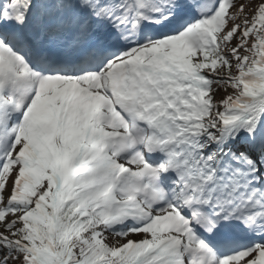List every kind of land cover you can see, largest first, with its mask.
I'll return each instance as SVG.
<instances>
[{
    "label": "snow or ice",
    "instance_id": "obj_1",
    "mask_svg": "<svg viewBox=\"0 0 264 264\" xmlns=\"http://www.w3.org/2000/svg\"><path fill=\"white\" fill-rule=\"evenodd\" d=\"M0 264H264V0H0Z\"/></svg>",
    "mask_w": 264,
    "mask_h": 264
}]
</instances>
